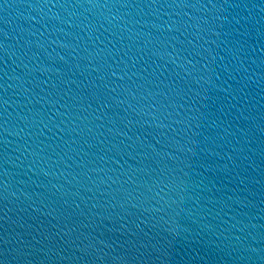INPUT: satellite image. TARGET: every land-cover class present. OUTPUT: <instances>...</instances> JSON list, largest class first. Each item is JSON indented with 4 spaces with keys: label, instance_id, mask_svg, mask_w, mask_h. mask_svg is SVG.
Instances as JSON below:
<instances>
[{
    "label": "water",
    "instance_id": "1",
    "mask_svg": "<svg viewBox=\"0 0 264 264\" xmlns=\"http://www.w3.org/2000/svg\"><path fill=\"white\" fill-rule=\"evenodd\" d=\"M0 264H264V124L0 137Z\"/></svg>",
    "mask_w": 264,
    "mask_h": 264
}]
</instances>
